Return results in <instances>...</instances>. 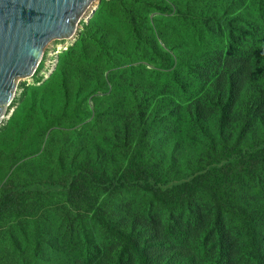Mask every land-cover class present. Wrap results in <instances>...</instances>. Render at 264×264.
<instances>
[{"label":"trees","instance_id":"obj_1","mask_svg":"<svg viewBox=\"0 0 264 264\" xmlns=\"http://www.w3.org/2000/svg\"><path fill=\"white\" fill-rule=\"evenodd\" d=\"M224 5L222 14L206 7H201L195 14L188 6L172 0H109L99 6L97 17L82 37L61 55L55 73L27 90L29 99L23 105L26 107L24 113L28 116L37 111L45 126L74 116L77 108L71 107L73 102L83 105L84 111L79 112L83 127L92 123L98 126L94 134L99 136L101 156L96 153L90 157L89 151L86 156L73 159L71 173H68L71 181L68 188L63 189L74 210L75 205L86 200L85 204L93 207V217L112 231L118 223L108 212L107 203L99 201L98 196L116 192L125 185L140 187L153 196L151 205L138 214L133 213L131 233L126 229L117 231L124 241L120 242L118 259L113 264H148L150 252L157 253V257L163 254L179 257L180 264H198L197 258L191 260L192 255H198L204 248L210 253L211 264H225L224 258L219 259L217 255L224 251L223 245L219 246V252H212L216 245L208 244L206 236L183 216L184 211L179 213L180 219L170 212L183 205L197 185L212 191L214 187H209L210 182L221 189L214 195V207L229 212L231 207L223 199L231 191V184L237 183L235 175L242 173L249 184L253 183L251 180L256 173L264 172V168L257 170L264 161V135L258 139L248 137L246 143L253 148L248 152L237 143L215 148L208 164L229 162L232 157L236 163H228L220 170L208 169L197 174L191 182L171 184L173 182L166 179V174L161 173V168L173 170L179 164L178 156L184 154L178 135L189 141L199 135L206 136L209 124L203 122L204 114L215 117L217 132L227 129L235 92L250 82L243 78V70L256 69L264 77V0H231ZM116 9L120 10L119 14H113ZM253 40L254 48L250 49L248 43ZM244 46L247 49L242 51ZM243 94L242 90L239 104ZM89 101L93 102L92 108ZM48 102H59L64 106L60 104L55 110ZM253 110L251 108L248 115L253 116ZM21 111L22 108L18 113ZM49 114L52 116L48 117ZM250 119L240 125L244 133ZM156 125H160L161 135H150L149 131L153 133ZM183 132H186L185 136ZM93 135L86 138V144ZM159 140L164 144L162 150H156L155 143ZM20 142L17 136L15 143L2 140L0 157ZM47 145L50 149L49 141ZM34 149L36 154L40 151L38 146ZM113 154L119 164L118 180L116 173L110 178L103 175V169L116 168L111 167ZM153 154L159 156L158 160L162 155L158 166L152 162ZM30 155L23 152L15 159L19 157V161ZM59 161L66 163L63 157ZM11 184L9 180L0 184L3 186L0 220L14 217L35 220L34 226L42 224L47 195L32 193L25 187L18 190L27 191L22 196L24 193L9 189ZM254 187L264 192V184ZM249 206L247 203L236 206L238 214L246 217L244 223L236 222V231L245 237L246 248H253L260 236L255 220L264 216V202L259 211L249 213ZM164 210L168 211L166 216ZM223 213L226 212L207 214L210 226L218 222ZM252 213L254 217H251ZM62 216L69 218L70 214ZM182 222L184 225H180ZM162 225H166L164 234L159 233ZM59 228L64 236L70 237L67 229ZM133 236L136 243L132 242ZM80 239L83 240L76 242L71 238L63 248V255L66 258L73 255L74 263L61 258L53 264H105L103 254L92 249L93 241L82 234ZM63 240L47 239L45 242L38 237L35 245H27L32 249L29 252L33 253L32 263L37 261L36 256L43 246L60 252L62 248L57 246ZM79 242L81 246L71 253L68 246ZM262 244L263 238L260 246ZM251 252L252 249L245 253L241 264L248 261L247 255ZM141 254H144L143 258ZM259 260L254 259L253 264H258ZM32 263L21 259L19 264Z\"/></svg>","mask_w":264,"mask_h":264},{"label":"rangeland","instance_id":"obj_2","mask_svg":"<svg viewBox=\"0 0 264 264\" xmlns=\"http://www.w3.org/2000/svg\"><path fill=\"white\" fill-rule=\"evenodd\" d=\"M108 1L109 0H100L98 6L93 3L90 8L94 6L96 9L87 22L84 19L87 13L80 19L78 24L79 31L76 33L74 41H54L46 50L44 58L41 63L38 64V68L33 76L16 80V93L13 101L8 107L7 117L10 113L11 115L9 118L6 117L7 119L5 118L6 120L2 121L0 124V134L3 133L0 136V143L2 140L15 143L16 136L21 142L6 150L5 154L0 157V184L9 180L12 182L11 185H13L9 187L11 191H18L26 187V190L32 193L45 194L47 198L44 203L45 220L39 226H34L33 223L35 220L30 219L10 217L0 220V264H19L21 259H24L25 262L32 263L33 253H29L32 249L27 245H35L38 237L43 238L45 242L47 239L60 240L64 238V240L62 244L57 246L58 248H62L60 252L55 253L52 249H45L43 246L42 251H39L36 256L37 261L32 264H53L56 259L61 258L68 259L74 263L75 260L73 255L68 256L69 258L63 255V248L71 238L76 242L85 239L79 240L80 234L86 235V237L93 241L94 245L92 249L97 253L103 254L105 264H113L114 261L118 259L120 242L121 240L124 241L117 231L126 229L128 233H131L133 227V213L136 212L135 214H138L153 202V196L150 193L145 192L140 187L130 185L120 187L116 192H104V194L98 196L99 201L103 200L104 203H107L108 212L115 218V222L118 223V227L112 231L105 229L103 222L101 224L93 217V207H88L85 204L86 200L79 206L75 205L74 210L71 207V200L65 196V191L63 189H67L70 184L71 179L68 173H71L73 159H80L86 156L89 151L91 154L90 157H93L96 153L101 156L99 136L94 134L98 126L92 123L89 127H83L79 112L84 111V108L83 105H81L82 103L79 105L78 102H73L71 104L72 108H77V110L74 111V116L59 119L58 123L49 126H45L43 120L39 118L37 111L28 116L24 113L26 107L23 105L26 104L29 99L27 90H30L31 85L44 81L48 78L49 74L55 73L61 55L82 37L84 32H86V28L97 17L99 6L101 4L105 5ZM172 1L188 6L195 14L200 12L201 7L212 8L214 12L222 14L224 12L225 2H231V0ZM119 12L120 10L116 9L113 11V14H119ZM248 47H250V49L254 48V40L248 43ZM245 49H247V46H244L242 51ZM243 78L246 81L250 80V82L245 87L240 86L235 92L234 101L229 110L230 120L229 125L226 127L227 129L217 132V125L214 122L215 117L207 113L202 116L203 122L209 124V129L205 137L199 135V137L189 141L178 135V142L181 146L180 150L184 152L182 156H178L179 164H176L173 170L161 168V173L166 174V179H170L173 182L171 184L180 182L188 183L191 182L197 174L208 169L215 168L220 170L228 163H236L232 157L229 162L225 161L220 164L211 162L208 164L209 156L211 153H214L215 148H221V146L226 147L230 144L237 143L243 151L248 152L253 150L252 146L246 143L248 137H253L254 139L263 137L264 77L256 71V69L248 68L243 70ZM218 80L219 79H217V81ZM242 90L244 94L239 104V95ZM127 101L129 102L130 99L128 98ZM207 102L208 99H206L204 103L206 104ZM88 103L91 108L94 106L92 101ZM60 104L59 102H48V106L54 107L55 110L59 109L60 106H64L63 103ZM20 108H22V111L18 113ZM251 108L254 109L252 113L253 116L248 115L249 111L251 113ZM51 116V114L48 115V117ZM249 117H251V119L244 133L240 125L242 123L245 124ZM56 124L59 126H56ZM156 127L158 129L156 128L153 133L149 131L150 135H161L160 125H156ZM182 134L185 136L186 132ZM90 135L93 136H91L90 142L86 144L85 140ZM136 138H138L137 135ZM48 141L50 149H47ZM35 146L40 148L37 154L34 153ZM155 146L156 150L164 149V144L161 140L157 141ZM24 147L27 148L22 150ZM23 152L31 153V155L24 159L21 158L19 161V157L15 159V157L20 154L22 156ZM60 157L65 158L66 163L62 161L58 162ZM158 157L157 154L152 155L154 166H158V164L162 162V155L159 160ZM113 165L116 168L114 170H110L109 168L103 169V171H105L103 175L110 178L112 173H116V179L118 180L120 172L117 170L119 164L115 155L111 167H113ZM261 168H264V161L260 163L257 170H261ZM249 178L252 179V176H249ZM262 178H264V172L262 174L256 173L253 180H251L253 183L247 184V178H245L242 173L240 175H235L234 179L237 180V183L231 184V191H229L228 195L223 199V202L231 207L229 212L214 207V195L219 193L221 189L216 188V185L210 182L209 187H214L212 191L207 187L197 185L196 190L194 192L192 191L189 196L184 199V204L179 205L170 213L180 219L179 213L184 211L183 216H185L203 236H206L208 244L216 245L212 252H219V246L223 245L225 247L224 251L217 255L219 259L224 258L225 264H241L245 257V253L250 249H252V252L247 255L248 261H246L245 264H253L254 259L257 258H260L258 264H264V216L262 217L261 215L259 216L260 219L256 218L255 220L257 235L260 234V236H257L258 240L253 248H246L245 237L241 236V233L236 231V222L242 224L246 220L244 215L238 214L236 206L238 204L247 203L250 205V213V211H259L260 205L264 202V192L262 193L254 187V185L264 184ZM52 181L53 183H50ZM90 183L92 184L94 182L92 181ZM2 190L3 186L0 185V194ZM18 193H24L22 196H25L27 191H18ZM251 207L253 210H251ZM218 211H225L226 213L222 214L218 222H214L210 226L211 221L207 220L209 217H206V215L213 216L212 214ZM167 212V210H164V216L167 215ZM67 213L70 214V217L64 218L62 215L66 216ZM33 217L35 218V216ZM251 217H254L253 213ZM160 220V217H158V221ZM182 224L184 225V222L180 223V225ZM59 226H62L63 229H67L71 234L70 237L67 235L64 236V232L60 231ZM42 229H44V231H41ZM165 229L166 225H162L159 228V233L164 234ZM77 232H79V236ZM36 234H38V236L35 238ZM262 238L263 244L260 246ZM132 242H137L134 236ZM73 244L74 243H71L68 246V250L73 251L71 253L76 252L75 250L81 246V242L77 243V245ZM19 248L23 250L20 251ZM108 251H110V253H108ZM156 254L157 253L150 252L147 261L148 264H180L179 257H171L166 254L157 257ZM91 255H93V252ZM143 255L144 254H141L142 258ZM192 256L193 258H191V260L197 258L199 261L198 264H211L212 258L210 257L209 251L205 248L202 249L198 255ZM125 261H123V263H125Z\"/></svg>","mask_w":264,"mask_h":264},{"label":"water","instance_id":"obj_3","mask_svg":"<svg viewBox=\"0 0 264 264\" xmlns=\"http://www.w3.org/2000/svg\"><path fill=\"white\" fill-rule=\"evenodd\" d=\"M95 1L98 6L100 0H0V119L13 100L16 80L34 74L54 41L74 40Z\"/></svg>","mask_w":264,"mask_h":264},{"label":"bare ground","instance_id":"obj_4","mask_svg":"<svg viewBox=\"0 0 264 264\" xmlns=\"http://www.w3.org/2000/svg\"><path fill=\"white\" fill-rule=\"evenodd\" d=\"M94 3H96V1L94 2ZM71 41H73V40H71ZM53 50H55V49H53ZM54 52V51H53ZM33 76V75H32ZM31 76V77H32ZM27 78H30V77H27ZM26 79V78H25ZM16 88H17V85H16V87H15V91H14V93H16ZM14 96H15V94L13 95V99H14ZM13 101V100H12ZM11 104V103H10ZM9 107V106H8ZM7 114H8V108H7V110H6V113L5 114H3L2 115V117H1V119H0V124H1V122L2 121H4V120H6L8 117H7ZM7 117V118H6ZM6 118V119H5Z\"/></svg>","mask_w":264,"mask_h":264},{"label":"clouds","instance_id":"obj_5","mask_svg":"<svg viewBox=\"0 0 264 264\" xmlns=\"http://www.w3.org/2000/svg\"><path fill=\"white\" fill-rule=\"evenodd\" d=\"M73 41H74V40H73ZM70 45H71V43H70ZM70 45H69V46H70ZM49 75H50V74H49ZM48 77H49V76H48ZM46 79H47V78H46ZM46 79H45V80H46ZM45 80H44V81H45Z\"/></svg>","mask_w":264,"mask_h":264}]
</instances>
